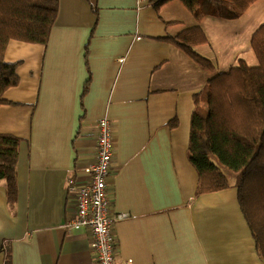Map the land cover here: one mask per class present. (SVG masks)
<instances>
[{
    "label": "crops",
    "instance_id": "crops-1",
    "mask_svg": "<svg viewBox=\"0 0 264 264\" xmlns=\"http://www.w3.org/2000/svg\"><path fill=\"white\" fill-rule=\"evenodd\" d=\"M47 43L10 40L3 60L17 84L0 104V133L20 139L16 193L0 180V264H95L86 230H66L69 175L87 180L96 123L108 118V178L116 257L133 264H263L234 183L196 193L187 146L194 96L242 58L255 65L264 5L236 19L197 15L179 0H59ZM246 24V25H245ZM199 27L207 70L170 37ZM248 63V62H247ZM203 105L202 103L200 104ZM173 123V124H171ZM4 245V248H3ZM3 248V249H2Z\"/></svg>",
    "mask_w": 264,
    "mask_h": 264
},
{
    "label": "trees",
    "instance_id": "trees-1",
    "mask_svg": "<svg viewBox=\"0 0 264 264\" xmlns=\"http://www.w3.org/2000/svg\"><path fill=\"white\" fill-rule=\"evenodd\" d=\"M155 8L168 0H149ZM190 11L199 0H179ZM254 0H221L217 9H200L197 15L210 13L234 19ZM59 0H0V104L6 103L4 91L16 85V64L6 63L3 54L10 40L45 44L56 20ZM203 10V11H202ZM250 48L256 64L236 60L226 71L214 74L199 94L191 113L187 156L198 174L196 193L217 191L229 186V174L235 176L240 213L248 226L264 264V23L251 34ZM199 27L183 29L170 37L195 63L213 70L211 60L193 50L206 43ZM204 103V107L200 103ZM173 124V123H171ZM20 139L0 133V180L9 201L16 193V164ZM3 264H10L4 254Z\"/></svg>",
    "mask_w": 264,
    "mask_h": 264
},
{
    "label": "built area",
    "instance_id": "built-area-1",
    "mask_svg": "<svg viewBox=\"0 0 264 264\" xmlns=\"http://www.w3.org/2000/svg\"><path fill=\"white\" fill-rule=\"evenodd\" d=\"M108 118L96 123L93 157L88 164L87 180L79 182L72 174L66 180V195L70 212L65 229H84L89 234V247L95 264H133L130 259H118L116 240L111 232L113 222L126 216L111 212L108 178L113 161V130Z\"/></svg>",
    "mask_w": 264,
    "mask_h": 264
},
{
    "label": "rangeland",
    "instance_id": "rangeland-1",
    "mask_svg": "<svg viewBox=\"0 0 264 264\" xmlns=\"http://www.w3.org/2000/svg\"><path fill=\"white\" fill-rule=\"evenodd\" d=\"M200 1V0H199ZM201 1H203V3H199L198 5H197V10L196 11H199L200 9H203V8H206V6H207V8L206 9H217V7L221 4V0H201ZM255 5H257L258 7H260V6H262V5H264V0H254L248 7H247V9L248 8H250L251 6H253L252 8H254V6ZM203 11V10H202ZM245 11H246V9H245ZM244 11V12H245ZM240 17V16H239ZM239 17H237V18H239ZM234 19H236V18H234ZM246 25V24H245ZM261 25V24H260ZM259 27V26H258ZM257 29V28H256ZM255 29V30H256ZM254 30V31H255ZM253 31V32H254ZM253 34V33H252ZM252 36V35H251ZM195 47V46H194ZM251 47V46H250ZM194 50V49H193ZM252 50V49H251ZM196 51V50H195ZM239 59H242V58H238L237 60H239ZM244 61V60H243ZM248 65H252V64H250V62L249 61H245ZM235 63H236V60H235ZM235 63H233V64H231L230 66H232V65H234ZM229 66V67H230ZM228 67V68H229ZM227 68V69H228ZM227 69H224V70H222V71H219V72H223V71H226ZM218 73V72H217ZM203 105H202V107H204V103L203 102H201ZM200 103V104H201ZM234 174H232V173H230L228 176H229V181H230V183H234V180H235V176H233ZM3 248H4V245H3ZM2 248V249H3ZM4 250V254L6 253V252H9V254H10V250L9 249H7V248H4L3 249ZM10 260H11V256H10ZM10 264H11V261H10Z\"/></svg>",
    "mask_w": 264,
    "mask_h": 264
}]
</instances>
